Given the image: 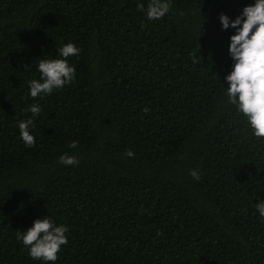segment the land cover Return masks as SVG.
I'll list each match as a JSON object with an SVG mask.
<instances>
[{"label":"trees","instance_id":"trees-1","mask_svg":"<svg viewBox=\"0 0 264 264\" xmlns=\"http://www.w3.org/2000/svg\"><path fill=\"white\" fill-rule=\"evenodd\" d=\"M138 2L0 0V264H42L16 232L47 214L70 229L56 264H264V139L220 80L219 13L253 0H172L155 21ZM69 41L75 81L28 96L40 57ZM36 102L28 148L17 125Z\"/></svg>","mask_w":264,"mask_h":264},{"label":"clouds","instance_id":"clouds-1","mask_svg":"<svg viewBox=\"0 0 264 264\" xmlns=\"http://www.w3.org/2000/svg\"><path fill=\"white\" fill-rule=\"evenodd\" d=\"M172 0H139L137 8L142 11L149 21L165 17L171 10ZM221 31L229 32L227 52L231 60L230 71L223 79L227 103L234 105L236 112L242 115L250 129V134L257 139H264V0H253L245 4L234 17L226 12L218 16ZM81 49L74 42H66L57 47L55 58L40 57L36 65L39 78L28 81V96L41 98L59 91L76 79V66L69 63L68 57L78 56ZM192 63H200V48L198 53H190ZM32 115L18 122L19 138L25 147L31 148L36 144L34 134L35 118L42 111L36 102L26 109ZM145 112L148 109L144 110ZM78 142L73 141L69 147L76 148ZM124 156H135L128 149ZM58 162L66 166L79 163V157L67 152L61 154ZM191 177L201 179L199 169H190ZM258 218L264 220V199L255 203ZM70 229L65 224H57L47 215L33 220L30 227L16 232V239L27 250L28 256L39 260L42 264H56L63 246L68 244Z\"/></svg>","mask_w":264,"mask_h":264}]
</instances>
